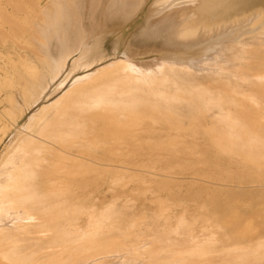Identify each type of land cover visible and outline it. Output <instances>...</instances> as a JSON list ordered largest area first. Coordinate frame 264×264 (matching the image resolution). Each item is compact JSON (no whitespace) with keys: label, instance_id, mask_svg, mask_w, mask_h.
Here are the masks:
<instances>
[{"label":"bare ground","instance_id":"obj_1","mask_svg":"<svg viewBox=\"0 0 264 264\" xmlns=\"http://www.w3.org/2000/svg\"><path fill=\"white\" fill-rule=\"evenodd\" d=\"M50 9V29L70 30L58 56L45 57L46 82L29 89L38 109L9 134L11 115L0 113V264H264V232L237 244L217 218L196 233L198 220L166 217L163 204L138 217L86 191L127 174L91 153H133L144 141L175 153L186 138L204 139L264 177V0H58Z\"/></svg>","mask_w":264,"mask_h":264},{"label":"rangeland","instance_id":"obj_2","mask_svg":"<svg viewBox=\"0 0 264 264\" xmlns=\"http://www.w3.org/2000/svg\"><path fill=\"white\" fill-rule=\"evenodd\" d=\"M57 1L0 0V113L11 115L5 126L8 134L14 130L15 119L26 122L37 111L32 105L37 97L29 89L45 80V57H57L60 41L69 33L66 25L53 32L46 24L47 13L51 16L50 7ZM114 52V41L109 38L103 53L109 60ZM67 87L51 95L52 86L47 101L60 97ZM5 138L3 148L8 143ZM185 141L175 153L152 151L146 141L133 153H91L101 165L110 166L109 170L124 168L127 174L125 183L91 181L86 191H92L100 207L117 201L138 217L158 214L163 204L166 217L185 214L189 221L198 220L196 233L205 219L217 218L225 230L222 236L228 235L237 244L256 243L264 232V177L246 168L236 156L207 151V140Z\"/></svg>","mask_w":264,"mask_h":264}]
</instances>
